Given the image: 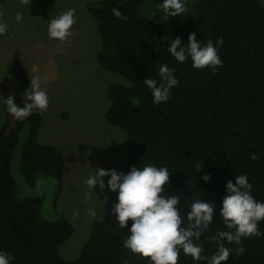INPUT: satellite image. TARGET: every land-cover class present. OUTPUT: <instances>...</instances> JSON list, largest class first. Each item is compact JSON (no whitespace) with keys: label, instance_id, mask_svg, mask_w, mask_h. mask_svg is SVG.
Listing matches in <instances>:
<instances>
[{"label":"trees","instance_id":"trees-1","mask_svg":"<svg viewBox=\"0 0 264 264\" xmlns=\"http://www.w3.org/2000/svg\"><path fill=\"white\" fill-rule=\"evenodd\" d=\"M188 11L163 21V0H96L86 4L101 38L98 63L121 75L129 84L111 83L106 90L107 120L120 127L128 147L123 173L131 167L151 164L166 167L170 183L164 196L179 195L183 226L194 199L214 203L215 215L199 241L202 255L211 257L218 244L210 238L227 229L219 215L226 183L247 175L251 194L264 203V0H184ZM119 9L127 19L114 17ZM190 33L204 46L219 45L222 67L197 70L189 57L176 62L168 51L179 37L187 48ZM174 69L179 83L167 102L153 103L145 78L159 84V67ZM30 79L18 58L11 60L1 79L4 119L0 125V252L12 257L10 264H150L149 258L132 254L123 246L131 221L121 229L111 209V196L94 218L77 255L64 258L58 248L73 232L62 215L54 220L41 216V197L15 196L9 171L10 158L21 128L28 136L21 146L20 163L29 184L52 177V204L62 188L64 158L59 149L36 139L40 113L17 121L4 101L14 97L23 107L28 101ZM252 154L257 159L253 160ZM197 165H202L200 171ZM208 174L210 180L202 177ZM264 233V220L258 224ZM231 249L223 264H264V235L242 238L241 245L223 241ZM240 246L242 255L236 253ZM178 264L194 261L181 249Z\"/></svg>","mask_w":264,"mask_h":264},{"label":"rangeland","instance_id":"rangeland-1","mask_svg":"<svg viewBox=\"0 0 264 264\" xmlns=\"http://www.w3.org/2000/svg\"><path fill=\"white\" fill-rule=\"evenodd\" d=\"M96 0H31L29 7L20 0H0L8 25L7 34L0 36V125L4 119L1 79L11 60L18 58L30 81L41 78L49 107L40 112L36 139L60 150L64 158L62 188L52 204L54 180L48 176L33 184L25 180L20 163L21 146L28 136V125L21 128L10 158L9 171L15 184V196L41 197L40 214L54 220L64 216L73 232L58 248L64 258L77 255L89 234L90 226L103 205L116 192L96 185L89 199L84 181L96 170L123 172L128 155L124 131L110 123L105 110L107 87L111 83H129L119 74L97 61L101 38L86 4ZM75 9L76 23L72 35L63 43L50 39L48 23L63 12ZM22 13L20 23L15 20ZM110 177H103L105 184ZM95 210V216L89 215ZM78 211L77 216H73Z\"/></svg>","mask_w":264,"mask_h":264},{"label":"clouds","instance_id":"clouds-1","mask_svg":"<svg viewBox=\"0 0 264 264\" xmlns=\"http://www.w3.org/2000/svg\"><path fill=\"white\" fill-rule=\"evenodd\" d=\"M31 0H20L22 5L29 7ZM163 15V21L170 17H179L188 11L184 0H163L159 5ZM114 17L127 19L119 9L112 10ZM4 12L0 11V19ZM23 15L17 12L15 20L20 23ZM76 23L75 9H69L59 16L52 18L47 27L50 39L65 42L73 33L72 26ZM8 25L0 22V36L7 34ZM181 39L172 40L169 53L176 62L183 63L189 57L192 67L197 70L211 69L213 73L222 67L219 56V45L223 39L217 41L214 46L209 40L204 46L196 39L195 33H190L187 38V48L181 47ZM160 82L145 78L143 83L151 90L153 103L159 105L167 102L171 89L179 81L174 76V69L167 65L159 67ZM27 103L20 107L15 103L14 97L8 96L4 103L7 112L17 121H23L33 114L46 112L49 107V99L46 91L41 89V78L33 76L30 87L25 92ZM257 159L255 154L251 157ZM202 165H197L198 172ZM170 172L166 167H156L151 164L139 167H131L127 174L116 170L98 169L95 175L88 177L84 183L88 186L85 199H89L94 186L98 185L101 192L107 187L112 192H117V203L112 206V213L121 229H125L128 221H131L130 235L123 240V246L132 254H138L141 258H149L150 264H178L181 249L185 255H190L194 261L206 260L207 264H223L228 261L231 249L224 246L223 241L241 245L242 238H252L264 235L258 224L264 220V203L255 200L251 194L252 185L247 175H238L235 184L232 181L226 183V195L222 199L219 212L223 224L227 229L234 231H220L210 239L217 242L218 248L214 255L207 257L202 255L203 246L196 243L201 235L208 230L215 215L214 203L194 199L187 214V227L183 226L180 210L179 195L164 196L165 186L170 183ZM110 177L105 184L103 177ZM210 175L205 174L202 179L210 180ZM79 213L74 212L73 216ZM89 215L95 216V210L89 209ZM245 248L236 249L238 255H242ZM12 257L6 252H0V264H10Z\"/></svg>","mask_w":264,"mask_h":264}]
</instances>
